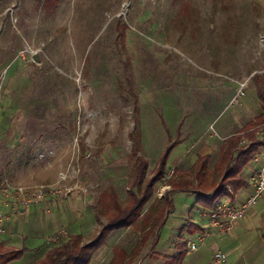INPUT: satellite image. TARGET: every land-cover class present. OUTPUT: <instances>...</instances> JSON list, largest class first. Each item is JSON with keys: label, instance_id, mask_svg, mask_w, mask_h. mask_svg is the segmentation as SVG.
Segmentation results:
<instances>
[{"label": "rangeland", "instance_id": "374dc122", "mask_svg": "<svg viewBox=\"0 0 264 264\" xmlns=\"http://www.w3.org/2000/svg\"><path fill=\"white\" fill-rule=\"evenodd\" d=\"M44 1L0 0V205L12 210L0 211L8 229L0 237L33 249L17 264L37 263L72 234L95 239L106 192L122 203L136 192L137 156L148 162L147 182L175 143L153 203L171 189L178 158L188 169L264 112V0H61L52 9ZM55 186L72 191L52 199ZM38 188L43 198L24 202L22 193ZM169 196L173 208L139 254L142 234L117 229L91 264H109L115 246L130 264H214L223 250L222 264H264V252L209 237L216 229L197 193ZM255 226L245 242L264 250V225Z\"/></svg>", "mask_w": 264, "mask_h": 264}, {"label": "trees", "instance_id": "16d2710c", "mask_svg": "<svg viewBox=\"0 0 264 264\" xmlns=\"http://www.w3.org/2000/svg\"><path fill=\"white\" fill-rule=\"evenodd\" d=\"M60 1L45 0L44 3L45 6L52 9ZM189 5V3H184L183 6L187 8ZM120 37L122 43H125V29L120 31ZM263 116L264 112L247 123L240 131L224 140L213 167H211L213 155L207 154L199 156L190 170L181 171L177 167L172 169L173 174L167 179L171 189L153 203L155 187L169 175V172L166 171V163L175 143L166 147L165 153L157 162L155 174L147 182L145 179L148 162L142 156H137L136 175L132 183L137 188L136 192H130L125 203L119 200L115 191L106 192L102 203L106 220L101 224L95 239L86 243L82 234H72L49 249L36 264H91L94 254L105 244L109 234L114 230L127 227H132L142 234L132 251V255L139 254L153 231L156 228L159 230L165 223L167 213L174 206L173 200L169 196L174 191L197 193L198 202L207 211L213 210L224 197L233 199L235 194L248 184L241 176L242 172L252 162L253 154L264 146V120H261ZM244 139H249L250 144H244ZM133 152L137 155V150L133 149ZM227 185H231V189ZM213 187L215 189L206 194V191ZM158 241L159 236L157 235L151 246L153 249L157 246ZM27 251L26 247L14 248L0 245V264L19 260ZM132 259L133 256H130L124 247L115 246L109 264H130ZM181 259H172V264H181Z\"/></svg>", "mask_w": 264, "mask_h": 264}, {"label": "crops", "instance_id": "0c3cea01", "mask_svg": "<svg viewBox=\"0 0 264 264\" xmlns=\"http://www.w3.org/2000/svg\"><path fill=\"white\" fill-rule=\"evenodd\" d=\"M229 136H231V134ZM229 136H225L222 140V143L216 142V146H218V150L216 152H215V150L212 149V147H211L212 144H210V145H208L209 150L205 151L204 153H201L202 155H206V154H212L213 155L212 165L217 160V155L219 153L221 145L223 144L224 140ZM175 163H176L175 167H177L179 169L182 168L183 170H188L192 167V165H190V167L188 169L183 168L182 166L187 165L188 162L185 159H181V158H178L175 161ZM253 164H255V165H253ZM212 165H211V167H212ZM250 165L253 166L252 173L250 175H248V174H246V172L244 170L241 174V176L247 181L248 184L244 188L240 189L238 191V193L235 194L233 199H230V197H224L222 202H228V203H232L236 206H239V205L243 204L251 195L254 194L256 178L264 166V149L263 148H261L259 150V152L253 157V160L250 163ZM3 198H4V196H3ZM260 199H262V203L259 201ZM259 200H258L259 202H257L255 204L256 206L253 205L248 210V212L244 215V217H242V218H240L234 222L233 227L231 228V230L228 233H226V234L220 233L217 230H216L217 231L216 232L215 229H213V231H215V232L214 233L212 232L209 237L214 238L216 240L219 238L225 239L226 243L229 246H231L232 250H234V251L237 250L239 248V246H241L242 249H245L244 253L249 252L248 254L255 255V256L258 254H262L264 252V250L262 249V247H263L262 245L255 244L254 240H251L248 244H246L245 239H244L245 235H247L248 232L255 229L256 223H261L262 225H264V193L261 195ZM2 208H7V209L9 208V210L12 211L10 209L11 205H9V202H7V200H5V199H1L0 211H2ZM19 211L21 214H25V213H27V208L26 207H20ZM6 219L7 218H5V220ZM207 222H208V220H207ZM4 223L3 224L0 223V233L1 234L8 233V229ZM0 243H2V245H4V246H11L14 248H19L14 243H12V242L10 243V240H4L1 237H0ZM232 243H236L235 247H233ZM214 244H216L215 241H214V243H212V245H214ZM213 248H214V250L212 252H214L217 249H221V248H217V247L215 248V246H212V249ZM30 250H33V249L29 248L28 251H30ZM223 252H225V251L223 250ZM26 253L24 255H26ZM225 253L227 254L228 252H225ZM19 260L12 261L8 264H17L16 262H18ZM35 263L36 262H34L33 264H35ZM254 264H258V263L254 262Z\"/></svg>", "mask_w": 264, "mask_h": 264}, {"label": "built area", "instance_id": "2783aa9c", "mask_svg": "<svg viewBox=\"0 0 264 264\" xmlns=\"http://www.w3.org/2000/svg\"><path fill=\"white\" fill-rule=\"evenodd\" d=\"M45 187V186H42ZM72 191L69 187L64 188L63 186H55L53 187L49 193H51V198L56 199L58 197H62L64 195L69 194ZM45 188H38L34 191H30L28 193L23 192L22 198L24 202H28L31 200H40L45 195ZM264 193V166L259 172V175L255 181V192L251 195L243 204L236 206L232 203L221 202L218 204L213 210L209 211V226L213 229H216L220 232L228 233L233 224L238 219L244 217V215L248 212V210L255 205L261 195ZM64 232L60 233V235L56 237L52 236L54 241H58L60 239H64ZM192 248L197 249V244H193ZM227 254L223 251H218L213 256L214 264H222L227 261Z\"/></svg>", "mask_w": 264, "mask_h": 264}]
</instances>
